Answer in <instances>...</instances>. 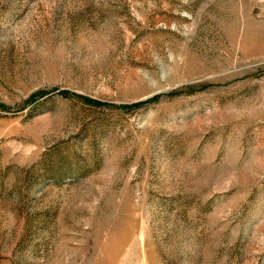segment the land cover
<instances>
[{
  "label": "rangeland",
  "instance_id": "rangeland-1",
  "mask_svg": "<svg viewBox=\"0 0 264 264\" xmlns=\"http://www.w3.org/2000/svg\"><path fill=\"white\" fill-rule=\"evenodd\" d=\"M0 264H264V0H0Z\"/></svg>",
  "mask_w": 264,
  "mask_h": 264
}]
</instances>
